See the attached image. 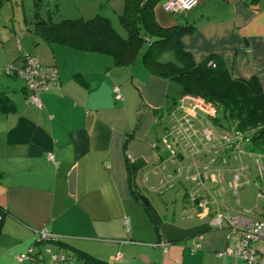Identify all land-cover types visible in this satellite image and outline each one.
<instances>
[{
    "label": "crops",
    "instance_id": "1",
    "mask_svg": "<svg viewBox=\"0 0 264 264\" xmlns=\"http://www.w3.org/2000/svg\"><path fill=\"white\" fill-rule=\"evenodd\" d=\"M98 1L91 15L111 22L122 12L124 0ZM166 1L155 5V19L163 27H194L180 44L195 63L220 56L233 77H255L264 89V0H197L183 13L167 10ZM31 33L40 40L34 48L18 37L19 51L9 55L0 47V93L12 105L0 107V264H46V249L58 245L34 243V232L43 229L59 237L74 264L80 251L110 264H240L220 254L237 237L209 227V217L157 214L155 225L134 196L128 163H143L135 177L141 191L137 175L164 156L157 139L180 96L175 82L150 73L140 59L116 67L105 54L48 44ZM22 48L57 70L60 86L40 93L41 107L22 78L4 72L22 64ZM252 246L264 254V241ZM31 247L41 259L19 262Z\"/></svg>",
    "mask_w": 264,
    "mask_h": 264
},
{
    "label": "trees",
    "instance_id": "2",
    "mask_svg": "<svg viewBox=\"0 0 264 264\" xmlns=\"http://www.w3.org/2000/svg\"><path fill=\"white\" fill-rule=\"evenodd\" d=\"M6 1L0 0V8ZM159 1L124 0L118 18L126 31L125 37L115 31L107 17L101 15L53 21L50 15L41 16L38 11L33 19V32L48 44H61L79 51L105 54L116 67L130 65L140 59L150 73L179 84L180 96L190 94L211 102L217 109V118L211 119L217 130L232 129L242 133L247 140L243 146L245 150L261 147L264 144V89L259 81L255 77H233L221 57L214 54L195 63L190 53L180 44V37L194 27L161 26L153 11ZM166 53H171L172 59L163 60ZM11 106L6 96L0 93V107L9 109ZM159 138L157 143L161 145ZM142 165L140 160L128 163L130 180L135 198L143 203L148 216L156 225L159 224V217L155 209L144 193L135 187V177ZM187 191L185 190V208L182 211L194 212L191 205L187 204ZM3 213L4 209L0 207V221ZM58 238L34 243H54L73 261L63 245H59ZM77 259L81 264H110L81 251L78 252Z\"/></svg>",
    "mask_w": 264,
    "mask_h": 264
},
{
    "label": "built area",
    "instance_id": "3",
    "mask_svg": "<svg viewBox=\"0 0 264 264\" xmlns=\"http://www.w3.org/2000/svg\"><path fill=\"white\" fill-rule=\"evenodd\" d=\"M197 0H167L165 8L171 12L183 13L192 10ZM18 47L21 49L18 41ZM22 64H9L4 69L6 74L23 78L29 98L38 107L42 106L40 93L45 90L59 88V78L54 66L42 65L32 55L22 51ZM115 99H120L118 86H113ZM217 109L202 97L190 94L181 95L166 114L163 123L162 135L159 142L168 156L165 160L171 163L184 164L189 175L186 179L194 182L187 191V204H190L194 213L209 217V227L224 228L228 235H235L237 242L234 247H226L220 254L236 259L240 264H264V254L258 255L252 244L264 241V219H254L248 216L249 211L243 213H228L224 208V197L229 194L238 200V190L246 177L247 166L231 167V162L242 153H251L245 150L247 141L242 133L232 129L217 130L211 119L217 118ZM49 159L52 156L49 155ZM162 160L157 166L165 168ZM260 162V160L258 159ZM261 169L262 166L259 165ZM180 167L177 171H180ZM176 171V169H175ZM170 177V175H168ZM255 183L260 195L264 198V174L259 171ZM127 225V221L125 220ZM35 242L54 240L58 236L46 230L34 232ZM198 245L192 246L195 251ZM32 247L17 257L19 262L31 259L34 255ZM48 255L47 264H74L62 250L45 251ZM116 258L119 254L115 255Z\"/></svg>",
    "mask_w": 264,
    "mask_h": 264
},
{
    "label": "rangeland",
    "instance_id": "4",
    "mask_svg": "<svg viewBox=\"0 0 264 264\" xmlns=\"http://www.w3.org/2000/svg\"><path fill=\"white\" fill-rule=\"evenodd\" d=\"M35 2L38 3L35 4ZM93 6L99 7V1L7 0L0 8V47L5 46L9 50V55L18 50L19 40L24 48H34L36 46L34 42L40 41L31 33L34 27L33 19L36 11L41 16L48 14L53 21H60L65 18H76L79 16L91 18L94 16L91 15L94 14L91 13ZM102 7L103 9H107L104 5ZM111 16L112 27L117 33L125 37L126 33L119 23L118 15ZM17 37L19 40H16ZM22 50L26 51L23 48ZM162 59H172L171 53L164 54ZM174 85L177 89H180L179 84L175 83ZM158 131L160 132V128ZM160 135H162V132H160ZM159 149L161 153L164 152V156H161L158 164L168 156V153L164 151L162 145H159ZM164 164V169L157 165L145 168L137 175L136 183L142 193L149 199L159 216H166L167 219H172V217L181 219L182 216L187 218L190 213L182 212L183 208H185L184 195L185 190H188L191 185H194V182L186 179L189 173L186 172L184 164H174L168 160H165ZM230 164L231 167H226V170L234 168L235 166L246 165L247 173L246 177L242 179L244 181L243 186L238 190V200L227 194L224 198V208L235 214L243 213L247 209L250 218L264 219V198L260 195L258 185L254 182L258 180L257 177L260 170L264 174V144L259 148L253 149L251 153L240 154ZM259 165L262 166L261 169ZM178 167L181 168L179 172L177 171ZM185 222L190 223L188 219ZM43 256L44 254L42 253ZM46 258L43 257L41 262L47 264ZM76 264L81 263L77 262Z\"/></svg>",
    "mask_w": 264,
    "mask_h": 264
}]
</instances>
